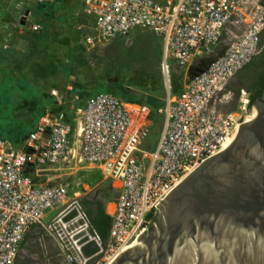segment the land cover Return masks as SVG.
<instances>
[{"label": "built area", "instance_id": "1", "mask_svg": "<svg viewBox=\"0 0 264 264\" xmlns=\"http://www.w3.org/2000/svg\"><path fill=\"white\" fill-rule=\"evenodd\" d=\"M61 1L0 0V49L35 45V35L37 47L44 48L47 32L39 13ZM80 2L81 13L92 21L78 41L86 52H104L111 42L147 30L162 42L165 67L170 57L187 68V74L182 89L171 94L168 88L157 110L163 123L154 149L141 148L154 123L147 104L102 91L80 105L75 78L63 91L50 90L58 105H67V112L46 111L20 146L0 137V264H15L34 225L57 241L68 264H86L95 256L99 259L94 264H109L130 247L137 232L149 230L148 215L160 210L172 189L225 149L255 110L245 88L234 110L224 108L233 100L234 93L227 90L231 80L264 50L263 0ZM224 37V54L209 61ZM198 69L203 71L192 75ZM167 72L165 68L166 83ZM54 169H94L109 182L114 198L107 211L111 223L105 246L97 234L88 232L81 204L69 198L65 182L35 180ZM89 242L97 250L85 259L82 246Z\"/></svg>", "mask_w": 264, "mask_h": 264}, {"label": "water", "instance_id": "2", "mask_svg": "<svg viewBox=\"0 0 264 264\" xmlns=\"http://www.w3.org/2000/svg\"><path fill=\"white\" fill-rule=\"evenodd\" d=\"M254 108L256 116L239 126L225 149L172 189L151 222L152 236L137 232L109 264H264V97ZM89 207L91 220L98 206Z\"/></svg>", "mask_w": 264, "mask_h": 264}, {"label": "rangeland", "instance_id": "3", "mask_svg": "<svg viewBox=\"0 0 264 264\" xmlns=\"http://www.w3.org/2000/svg\"><path fill=\"white\" fill-rule=\"evenodd\" d=\"M81 9L82 4L80 0H74L70 8V13L67 15L69 19L67 25L69 27H67L68 32L66 33V39L73 42L74 52L70 54V56H67L65 64H63L62 67L67 74L71 71L75 72L80 67V65L77 64L80 56V49L86 53L85 56L88 59L86 63L87 70L81 73L80 76L86 90L85 92L89 97L104 91L112 85V82L116 83L122 80L126 85L143 82L145 74L143 71L148 65L152 67L156 74L157 72L161 74L163 78L164 98L167 96V89L169 88L170 92L172 89L170 78L175 79L176 85H183L187 74V68L176 64L170 57L167 58V67H165L162 42L159 37L147 30H137L129 38L118 39L111 42L104 52L88 53L81 46L79 47V51L75 46V44L78 43L76 40L81 38L84 26L92 24L91 19L81 13ZM39 17H41V20L45 23H50L48 16L39 13ZM225 40L227 42L226 37L223 38L224 42ZM36 45L30 46L26 43H20L19 50L24 52L25 55H30L32 58L36 59V62L43 63V60L46 58L45 51ZM34 66L32 68V73L30 72L32 82H34L33 79L36 76L41 74L40 68H42V66H39L38 69L40 73L37 74L38 71H35ZM165 68L168 70L169 82L167 83L164 76ZM7 69L9 70V74L5 76L4 80L2 79L0 81V87L2 88L0 89V100L6 101L5 96H3L4 94L10 101L0 102V137L13 140L22 134V131L27 127L29 121L28 118L25 117L26 115H29V119H31L39 114L38 108H42V104L47 108H52V106L48 101L49 99H47V94L42 91L38 93L36 98L26 96V93H23V96L25 95L24 97L21 96L22 91L18 87L28 84L29 75L17 76L20 72H17L15 69H13V71L9 68ZM7 69L4 68V72H8ZM10 73H12V75ZM37 98L40 100L38 101ZM232 101L231 99L224 109H229L232 105ZM18 110L21 114L25 113L26 115L23 114L24 116L21 115V117H17L16 114ZM162 123L163 118L157 120L156 124L154 122L155 126L142 144V149L151 150L155 148L161 133ZM67 181L70 182V180ZM77 185V180L68 185L69 198H72L73 191L77 188ZM96 192H99L98 187H96ZM158 212L159 211L156 212V215ZM49 218L50 217H48L47 220ZM81 223L82 220H79V224ZM57 246V241L44 233L43 239L34 244L30 250L33 253V258L44 264L46 260L44 257L45 254H50L51 247H55L56 249L59 248ZM18 264H24L23 255L20 257Z\"/></svg>", "mask_w": 264, "mask_h": 264}, {"label": "trees", "instance_id": "4", "mask_svg": "<svg viewBox=\"0 0 264 264\" xmlns=\"http://www.w3.org/2000/svg\"><path fill=\"white\" fill-rule=\"evenodd\" d=\"M263 2H264V0H263ZM36 38H37V36L35 35L33 37V41H34L35 45L37 43ZM76 41H79V40H76ZM261 42L264 43V30L262 31V34H261ZM75 46L79 50L80 45L78 43H76ZM44 49H46V48H44ZM80 50H79L80 56L78 58V63H77L78 65H80V69L78 72H75V75H76L75 79L77 82V87L75 90L79 94L78 103L81 105L85 102V100L87 98H89V96L85 92L86 90L84 88V84L82 83L81 76H80L81 73H83L84 71L87 70L86 63L88 62V59L85 56L86 53L84 51H82V49H80ZM0 59L2 61L0 64L1 65L0 66V73H5V74H9V70L7 68H9L11 71H13V69H15V68H12L10 62H12L16 59H18V61H21V62H25L27 60H30L31 63L29 66H31L30 68H33V66L35 64L34 68H35V71L36 70L38 71V72L36 71L37 74H39L41 72V71L39 72V69H38L39 66H43V65L49 64L51 62V60H49L47 58H45L43 60V63L38 62V61L36 62V59L32 58L30 55H25V53L22 52L21 50L4 51V50L0 49ZM254 60H255V57L248 64H246L238 73H241L242 71L246 70L247 68H250L251 65L254 64ZM75 61H76V59H75ZM4 68L7 69L8 72L7 71L4 72ZM40 70H41V68H40ZM143 72H145L144 80L141 83H138V84L132 83V84L126 85L121 80V81L116 82V83L112 82V85H110L104 91L111 92L114 95H116V96H118L124 100L136 101V102L147 104L152 110L153 121L156 124L157 120H160L163 118L162 115L157 112V110L161 106H163L164 99H165L164 98L163 78H162L161 74H159L158 72L156 74V72H154L152 67L149 65L146 66V68H144ZM35 78H36L35 82H31L30 80H28V82H27L28 84H25V86L22 85V87H18L22 91L21 96H23V93H26V96L36 98L43 86L44 87H46V86L50 87L45 83H44V85L41 84V82L37 79V76ZM170 83L172 84L171 94H177L182 89L183 85H179V86L176 85L175 79L170 78ZM241 88L242 87H235L234 85H231V84L228 85L227 90H230L234 93L232 106H231L230 110L235 109L236 102H237V99L239 96V91ZM244 88L250 94V107H253L257 100L263 99L262 96L264 95V74L260 75L259 78L254 82V84L251 87H244ZM0 89H2V88L0 87ZM44 92H45V94H47L46 96L48 98L47 97L46 98L49 99L48 101L50 102L52 108L51 107L47 108L46 106H44V104H42L43 107L38 108L39 114L36 117H33L31 119H29V115H26L25 113L21 114L18 110L16 116L21 117V115L22 116L26 115L25 117L28 118L29 123H28L27 127L25 128V130L22 131V134H20L18 137H16L13 140H10L12 143L17 144V145L22 144V142L25 139V137L27 136V134L34 128L38 119L46 111L57 112V111L63 110V111L67 112V109H68L67 105H58L56 103V101L50 96V90L49 91L47 90V92L46 91H44ZM3 96H5L6 101H8V100L10 101V99L6 95L3 94ZM39 100L40 99H38V101ZM6 101L0 100V102H6ZM67 115L69 116L68 113H67ZM155 124L153 123L152 129L155 126ZM80 173L81 174H88V176H86L85 181L90 186L97 185V187L99 189L98 193H99L101 199H98L95 202H93V203L97 204L99 212H98L96 218L90 220V226L92 227V231H94L103 241V239L106 237L107 233L109 232V227H110V223H111V218L105 212V209H104V201H112L114 198V192H113L109 182H106L102 179V176L99 173V171L94 170L90 173H86L84 171H81ZM86 203H87L86 201H84L82 203L80 202V204H84V205ZM92 211L93 210L88 209V213L90 215H91ZM75 214L76 213H73L72 216H74ZM155 217H156L155 212H151L148 215V219H150V220H154ZM83 252L85 255H90V254L94 253V252H89L88 250H86V247L83 248Z\"/></svg>", "mask_w": 264, "mask_h": 264}, {"label": "crops", "instance_id": "5", "mask_svg": "<svg viewBox=\"0 0 264 264\" xmlns=\"http://www.w3.org/2000/svg\"><path fill=\"white\" fill-rule=\"evenodd\" d=\"M74 0H62L57 7L43 11L42 14L45 16H48L50 19V23H45L46 26V32H47V41L44 45L43 51H45V57L51 62L49 64H45L41 68V74L37 76V79L41 82V84L44 85L47 84L50 87H42L40 91L44 92L51 89H57L59 91H63L70 81L71 78H76L75 72H78L80 67L74 72L71 71L68 74L65 72L64 68L62 67L63 64H65V60L67 56H70L74 51V45L72 41H69L66 39V33L68 32L69 27L67 25L68 17L70 13V8L73 5ZM58 9V10H57ZM59 11V13H58ZM57 13V14H56ZM68 13V14H67ZM56 25V27H55ZM26 60V59H25ZM16 61V62H15ZM0 59V64H1ZM18 62V63H17ZM18 61V59L10 62L12 68H15L18 73L17 76H23L25 74L29 75L28 80H31L32 76H30V72L32 73V68H30V60H27L25 62ZM19 64V65H18ZM1 66V65H0ZM12 75V73H10ZM5 73H0V81L6 76ZM34 82L36 81V78L33 79ZM46 88V89H45ZM50 88V89H49ZM72 95L68 96V99H71ZM232 106V105H231ZM230 106V108H231ZM227 109V110H230ZM14 146H20L17 144H14ZM58 171V172H57ZM94 171V169H90L88 171H84L86 173H90ZM81 171H66L65 169H54V170H48L41 174V176L35 177L36 181L39 182H46V183H53L55 181H62L65 182L67 185L78 181L77 188L73 191V196L71 199H77L79 202L86 201L87 203L81 204V209L83 210V213L86 215L87 222H88V232L92 234H96L94 231H92V227L90 226V214L88 213V209H91L89 207L90 204H94V199H101L98 192H96L97 185L90 186L86 181V176L88 174H81ZM67 180H70L68 182ZM81 185H80V184ZM112 206L111 201H104V209L105 212L108 214V208ZM92 210V209H91ZM109 215V214H108ZM50 216V214H47L45 217V221H47V218ZM97 216V215H96ZM96 218V217H95ZM43 228L41 225H34L31 227L29 232L26 234L24 241L21 245L19 254L16 259H20V257L23 255L24 261L26 259H34L33 253L31 252L30 248L43 239ZM59 247V246H57ZM86 247V250L89 252H95L97 250V246L93 242L86 243L82 246V255L86 259L90 255H85L83 252V248ZM48 258L52 260L50 261V264H55V259H61L60 264H68L66 261L64 255L60 251L59 248L56 249L55 252H52L48 255ZM27 261V260H26ZM89 261V260H88ZM87 261V262H88ZM86 262V264H87Z\"/></svg>", "mask_w": 264, "mask_h": 264}, {"label": "flooded vegetation", "instance_id": "6", "mask_svg": "<svg viewBox=\"0 0 264 264\" xmlns=\"http://www.w3.org/2000/svg\"><path fill=\"white\" fill-rule=\"evenodd\" d=\"M264 74V50L257 56H255L254 64L251 65L250 68H247L246 70L242 71L241 73H238L230 82L231 85H234L235 87H251L254 82L259 78L260 75ZM264 95L262 96V98ZM98 199H94L95 202ZM99 212V211H98ZM98 214V213H97ZM91 215H93V211L91 212ZM158 215V214H157ZM156 215V217H157ZM155 217V219H156ZM154 219V222H155ZM154 225L151 224L146 237L150 238L153 234ZM56 248L51 247L50 253L55 252ZM49 254H45L46 260L44 261V264H50V259L48 258ZM27 260V261H26ZM24 261V264H41L42 262H39L37 259H26ZM62 261L61 259H55V264H60ZM19 259H16L15 264H18ZM52 262V260H51ZM43 264V263H42Z\"/></svg>", "mask_w": 264, "mask_h": 264}, {"label": "bare ground", "instance_id": "7", "mask_svg": "<svg viewBox=\"0 0 264 264\" xmlns=\"http://www.w3.org/2000/svg\"><path fill=\"white\" fill-rule=\"evenodd\" d=\"M255 116H256V110L253 111L250 120H252ZM237 132H238V130H236V131L233 133V135H234V134H237ZM233 135H232V136H233ZM234 136H236V135H234ZM234 138H235V137H234ZM231 141H232V138H231Z\"/></svg>", "mask_w": 264, "mask_h": 264}]
</instances>
